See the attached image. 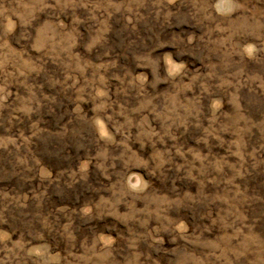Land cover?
I'll return each mask as SVG.
<instances>
[{"label": "rangeland", "instance_id": "obj_1", "mask_svg": "<svg viewBox=\"0 0 264 264\" xmlns=\"http://www.w3.org/2000/svg\"><path fill=\"white\" fill-rule=\"evenodd\" d=\"M0 264H264V0H0Z\"/></svg>", "mask_w": 264, "mask_h": 264}]
</instances>
